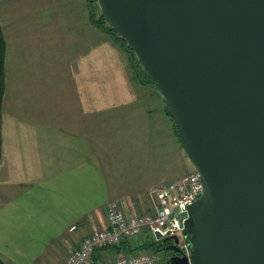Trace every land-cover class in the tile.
Segmentation results:
<instances>
[{
  "label": "water",
  "instance_id": "95a60500",
  "mask_svg": "<svg viewBox=\"0 0 264 264\" xmlns=\"http://www.w3.org/2000/svg\"><path fill=\"white\" fill-rule=\"evenodd\" d=\"M96 3L153 81L202 184L177 216L190 255L167 237L177 255L166 264H264V0Z\"/></svg>",
  "mask_w": 264,
  "mask_h": 264
},
{
  "label": "crops",
  "instance_id": "0c3cea01",
  "mask_svg": "<svg viewBox=\"0 0 264 264\" xmlns=\"http://www.w3.org/2000/svg\"><path fill=\"white\" fill-rule=\"evenodd\" d=\"M0 23L4 29L1 18ZM84 33L86 52L72 51L71 44L68 51L75 55L68 60L67 47L63 48L65 67L47 68L46 73L39 69L42 33L31 38L25 33L15 50L5 40L2 108H8V84L44 91L37 97L39 123L25 112L6 113L12 123L8 135H2L0 160V259L6 264H60L85 237L106 227L109 202H116L127 215L151 212L150 190L179 179L165 178L169 170L134 185L118 178L108 159L102 161L110 135L136 134L147 142L157 138L159 150L147 149L146 154L153 150L157 154L175 137L156 97L147 86L143 88L149 94H141L142 89L125 78L112 49L96 51L95 68L101 78L91 79L93 52ZM93 81L104 93L93 94ZM149 236L144 229L132 244L142 247ZM123 254L111 248L96 250L88 264H105Z\"/></svg>",
  "mask_w": 264,
  "mask_h": 264
},
{
  "label": "rangeland",
  "instance_id": "374dc122",
  "mask_svg": "<svg viewBox=\"0 0 264 264\" xmlns=\"http://www.w3.org/2000/svg\"><path fill=\"white\" fill-rule=\"evenodd\" d=\"M89 1L91 0H8L0 3V18L4 29L2 26L1 28L4 39L7 43L11 42L10 46L15 50L18 42L20 43V38L25 33L29 35V38L32 37V34L42 33L43 45H39L38 50L39 69L42 68L46 73L47 68L59 67V69H63L65 67L63 48L67 47L65 53L68 60H70V56L75 55L72 51L76 53L79 50L86 52L88 49V40L84 33L86 31L93 52L91 67L95 69L92 70L91 79L101 78L100 71L95 68L97 67V62L94 60L96 51L112 49L116 53L118 63L119 61L122 63L125 78L132 80L134 85L141 88L140 91L143 95L149 94L143 88L147 86L152 92L151 95L156 97L155 104L164 111L165 105L154 86H140L137 84L123 50L93 26L88 12ZM95 20H97V17ZM71 44H73V50L70 52L68 50L72 49ZM28 65L33 67V64ZM63 78L64 75L63 77L59 76V79ZM54 79H56V76H54ZM6 90L9 99L8 108L5 109V106L2 108V135L4 137L8 135L9 129L12 127L11 119L6 117L7 112L15 115L19 112H25L27 117L35 118L39 123V99L37 97L39 98L44 94V91L39 87H12L8 84ZM92 90L93 94H102V91L104 93V88L102 90V88L95 86L94 81ZM169 119L171 120V118ZM110 139L108 151L103 153L102 161L105 163L108 159L110 167L117 169V177L126 180L130 184L136 185L141 181L144 184L146 181L151 182L155 177L163 176L169 170L171 171L170 176L166 174L165 178H181L194 172L193 167L179 147L180 145L178 146L176 138L174 141H165L157 154H155V151L159 150L156 149L159 140L155 137L147 142L145 137L142 138L141 135L121 133L110 135ZM147 149L156 150L146 154ZM178 159L181 160L180 163H178ZM148 240H151L150 236ZM159 253L157 254V264H166L167 257H164L162 252Z\"/></svg>",
  "mask_w": 264,
  "mask_h": 264
},
{
  "label": "built area",
  "instance_id": "2783aa9c",
  "mask_svg": "<svg viewBox=\"0 0 264 264\" xmlns=\"http://www.w3.org/2000/svg\"><path fill=\"white\" fill-rule=\"evenodd\" d=\"M202 192L200 177L194 171L172 183L152 188L149 192L151 212L127 215L116 202H110L106 207V227L85 237L78 248L70 252L60 264H88L96 250L118 246L124 241L133 242L144 229L156 241H159L156 235L160 240L177 238V247L183 255L189 257L190 248L182 237L177 216L186 215L182 219L183 223L187 219L188 207L201 198ZM157 254L143 250L117 256L105 264H156ZM166 257L167 260L170 258Z\"/></svg>",
  "mask_w": 264,
  "mask_h": 264
},
{
  "label": "trees",
  "instance_id": "16d2710c",
  "mask_svg": "<svg viewBox=\"0 0 264 264\" xmlns=\"http://www.w3.org/2000/svg\"><path fill=\"white\" fill-rule=\"evenodd\" d=\"M2 1V0H0ZM89 6V16L91 22L94 27L99 29L102 33H104L107 37H109L115 45L120 47L123 52L127 56V60L132 72V75L140 86L151 85L154 86L153 81H151L148 77L144 75L139 67V63L134 55V53L130 50V48L120 39V37L116 34V32L106 23L102 13L100 12L96 1L91 0L88 2ZM97 17V20L95 18ZM5 52H6V43L2 33L1 25H0V160L2 157V104L3 97L5 92ZM165 115L170 118L167 108L164 109ZM173 124V135L176 138V141L179 144V140L177 138V131ZM170 245L168 240H147L146 244L142 247H136L135 244H132V241H124L118 246L111 247L115 252L117 250L124 251L123 255H129L136 253L141 250H149L152 252L165 251V249ZM164 257L169 256L170 252L165 251ZM116 254V253H115ZM167 263V261H166ZM0 264H6L0 259Z\"/></svg>",
  "mask_w": 264,
  "mask_h": 264
},
{
  "label": "flooded vegetation",
  "instance_id": "af4514ba",
  "mask_svg": "<svg viewBox=\"0 0 264 264\" xmlns=\"http://www.w3.org/2000/svg\"><path fill=\"white\" fill-rule=\"evenodd\" d=\"M170 244H172V242L170 241L169 242ZM170 246V245H169ZM177 255V253H175V252H170V255H169V257H173V256H176Z\"/></svg>",
  "mask_w": 264,
  "mask_h": 264
}]
</instances>
